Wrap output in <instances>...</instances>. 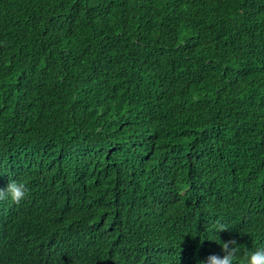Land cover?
<instances>
[{
	"label": "trees",
	"instance_id": "trees-1",
	"mask_svg": "<svg viewBox=\"0 0 264 264\" xmlns=\"http://www.w3.org/2000/svg\"><path fill=\"white\" fill-rule=\"evenodd\" d=\"M11 180L29 194L0 196V264H200L230 240L245 264L264 247V0H0Z\"/></svg>",
	"mask_w": 264,
	"mask_h": 264
},
{
	"label": "clouds",
	"instance_id": "clouds-1",
	"mask_svg": "<svg viewBox=\"0 0 264 264\" xmlns=\"http://www.w3.org/2000/svg\"><path fill=\"white\" fill-rule=\"evenodd\" d=\"M29 194V189L25 181L11 180L6 189L0 190V196L6 195L14 204H20ZM228 229L220 225L217 230ZM216 230V231H217ZM221 244L223 255L211 254L206 261L200 264H237L241 254V249L235 240L227 242L218 241ZM245 264H264V247H258L254 250L246 251L244 254Z\"/></svg>",
	"mask_w": 264,
	"mask_h": 264
}]
</instances>
